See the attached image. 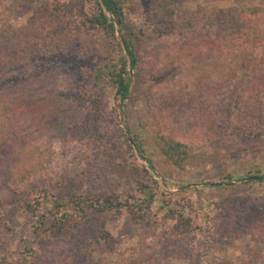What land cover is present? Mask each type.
<instances>
[{
    "label": "rangeland",
    "instance_id": "obj_1",
    "mask_svg": "<svg viewBox=\"0 0 264 264\" xmlns=\"http://www.w3.org/2000/svg\"><path fill=\"white\" fill-rule=\"evenodd\" d=\"M244 4L263 6L264 0H191L184 8L210 11ZM144 7L127 15L128 23L146 33L138 74H129L131 92L139 82L136 102L127 100L126 108L115 107L114 91L109 89L100 94L102 113L92 123L95 116L79 100L76 114L89 122L82 134L65 129L59 140L55 138L58 124L45 128L38 118L14 117L5 109L0 116V135L7 136L13 149L25 148L27 153L50 148L56 152L59 170L77 175L92 193H113L128 204L134 198L148 200L151 195L149 209L140 221L126 211L107 220L115 241L108 251L94 245L92 223L53 237L43 230L50 219L42 229L37 216L26 211L24 203L31 201L27 191L13 194L0 189V264H264V179L256 183L246 180L248 176L264 178V152H260L264 133L258 136L256 127L237 120H210L205 114L198 115L201 123L197 124L189 120L196 117L189 104L182 102L181 108H175L184 95L217 89L242 50L255 57L264 55V38L241 39L215 50L206 44L182 48L168 30L160 38L153 34V27L145 23ZM29 17L28 7L23 6L12 17V24L22 26ZM75 55L71 51L52 63L75 83L76 93H89L84 77L91 60L84 55L79 61ZM123 110L132 136L144 141V155L152 169L121 137L123 133L129 138ZM156 134L189 147L191 159L182 169L167 164L150 146ZM112 164L114 169L109 167ZM116 167L125 173L117 172ZM134 180L142 183V191ZM24 247L30 250L25 261Z\"/></svg>",
    "mask_w": 264,
    "mask_h": 264
},
{
    "label": "trees",
    "instance_id": "obj_2",
    "mask_svg": "<svg viewBox=\"0 0 264 264\" xmlns=\"http://www.w3.org/2000/svg\"><path fill=\"white\" fill-rule=\"evenodd\" d=\"M189 1L0 0V116L8 109L14 117L38 118L45 128L58 124L60 128L55 138L59 140L66 130L84 132L89 121L80 120L76 114L79 100L87 103L88 112L95 116L92 123L97 122L102 113L100 94L109 89L114 91L115 107L126 108L127 100L136 102L139 82L136 81L131 92L129 74L132 71L138 74L139 55L145 48L143 38L146 33L141 27L128 23L127 15L135 14L144 4L145 23L153 27V34L160 38L168 30L174 33L182 48H199V44H206L210 50H215L241 39L253 42L264 38V5L187 10L184 5ZM23 6L30 11L29 20L16 27L12 17ZM71 51L76 53L75 58L79 61L84 55L91 60V67L84 77L89 93H76L75 83L52 63L67 57ZM234 59L217 89L202 95H184L175 108H181L182 102L187 103L194 108L192 113H196L190 121L200 124L198 115L202 114L210 120H237L244 126L256 127L261 136L264 133V55L255 57L244 49ZM123 118L129 138H125L119 128L122 139L128 149L131 150L132 145L152 169V163L144 155L143 140L138 141L137 136H132L126 110H123ZM67 122L71 124L66 125ZM150 146L167 164L178 169L191 159L189 147L170 136L156 134ZM260 152H264V147ZM55 154L50 148L34 154L27 153L25 148L13 149L7 136L1 134L0 189L13 194L27 191L31 201L24 203L26 211L37 216L42 229L50 219L51 224L43 230H48L53 237L81 224L92 223L94 245L113 250L115 241L107 229V220H115L122 211L131 214L134 221L142 220L153 196L142 201L134 198L128 204L113 193H92L84 188L77 175L59 170L54 161ZM109 167L115 168L113 164ZM116 171L125 173L117 167ZM263 179L258 176L246 178L247 183L262 182ZM134 182L141 190L142 183ZM29 253L30 250L24 247L23 261Z\"/></svg>",
    "mask_w": 264,
    "mask_h": 264
}]
</instances>
